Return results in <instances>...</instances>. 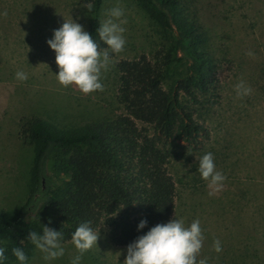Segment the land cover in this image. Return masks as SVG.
Here are the masks:
<instances>
[{
    "label": "rangeland",
    "instance_id": "obj_1",
    "mask_svg": "<svg viewBox=\"0 0 264 264\" xmlns=\"http://www.w3.org/2000/svg\"><path fill=\"white\" fill-rule=\"evenodd\" d=\"M195 1L210 34L221 87L218 99L201 116L209 140L198 149L179 143L183 157L168 165L176 184L172 220H183L185 226L200 220L204 241L197 260L264 264V0ZM117 6L124 12L120 20L126 21L121 25L126 29L124 51L112 54L113 63L102 74L104 90L86 95L59 84L56 54L47 41L65 21L73 20L86 31L89 10L78 0H0V13L7 12L0 15V210L18 207L26 196L33 149L20 135L22 119L38 117L74 128L123 113L116 100L115 64L149 52L157 39L133 0H104L100 21ZM18 71L28 79L18 80ZM241 79L253 90L242 99L234 90ZM208 152L226 177L222 190L212 196L198 171L199 159ZM96 233L97 245L84 253L81 264H123L127 247L110 245L106 227ZM216 239L222 244L220 253L213 250ZM61 245L62 257L45 261L34 248L27 264H70L78 250L71 242Z\"/></svg>",
    "mask_w": 264,
    "mask_h": 264
},
{
    "label": "trees",
    "instance_id": "obj_2",
    "mask_svg": "<svg viewBox=\"0 0 264 264\" xmlns=\"http://www.w3.org/2000/svg\"><path fill=\"white\" fill-rule=\"evenodd\" d=\"M78 1L93 5L86 32L105 49L96 31L104 0ZM133 1L157 42L149 52L115 64L123 113L74 128L38 117L19 123L33 157L23 203L0 210L3 264H19L13 248H21L28 263L35 248L28 235L42 234L45 226L60 231L64 244L90 222L95 232L108 229L110 245L127 247L172 220L176 184L168 165L182 159L179 143L198 149L209 140L201 116L218 99L221 78L195 0ZM142 220L147 225L138 230Z\"/></svg>",
    "mask_w": 264,
    "mask_h": 264
},
{
    "label": "clouds",
    "instance_id": "obj_3",
    "mask_svg": "<svg viewBox=\"0 0 264 264\" xmlns=\"http://www.w3.org/2000/svg\"><path fill=\"white\" fill-rule=\"evenodd\" d=\"M89 12L93 5H84ZM6 16L7 12L0 13ZM124 15L123 9L113 7L108 10V19L101 22L97 32L101 41L107 46L101 50L100 45L86 32L82 25L65 21L58 30H54V38L47 41L55 52V62L59 68L57 81L64 87L75 86L83 94L103 91L102 74L107 72L113 61L111 53L119 54L124 51L126 31L121 25L126 21L120 20ZM120 21L119 23L116 21ZM248 56L254 53L249 51ZM16 78L20 81L28 79L27 73L18 71ZM237 98L242 99L252 94V88L243 79L234 85ZM201 178L207 182L209 196L223 188L226 177L216 170L213 153L204 154L198 162ZM146 220L138 225V230L145 228ZM28 239L35 248L43 254L45 261H52L64 255L61 245L63 234L47 226L42 234L31 231ZM98 234L90 227V222L81 223L71 237V243L78 250V255L72 258L70 264H81L84 253L97 245ZM204 236L200 220H194L190 226H185L183 220L173 219L167 223L157 224L146 234L139 236L127 246V256L123 264H208V258L197 260L203 247ZM0 243H5L0 241ZM213 250L220 253L222 244L214 240ZM12 254L19 264H27L28 257L21 248H13ZM7 260L5 248L0 247V264Z\"/></svg>",
    "mask_w": 264,
    "mask_h": 264
}]
</instances>
